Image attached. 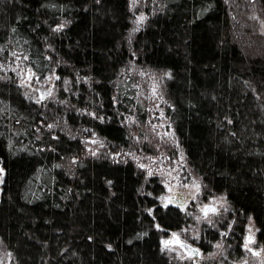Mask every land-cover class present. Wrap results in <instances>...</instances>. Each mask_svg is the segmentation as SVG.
Wrapping results in <instances>:
<instances>
[{"label":"trees","instance_id":"1","mask_svg":"<svg viewBox=\"0 0 264 264\" xmlns=\"http://www.w3.org/2000/svg\"><path fill=\"white\" fill-rule=\"evenodd\" d=\"M155 1L135 31L131 0H0V242L14 264H179L161 239L188 215L161 204L137 158L179 150L200 200L229 203L204 251L222 239L240 259L250 220L264 247V0ZM18 57L57 75L56 99L24 95L1 68ZM142 74L160 81L178 146L147 123Z\"/></svg>","mask_w":264,"mask_h":264},{"label":"rangeland","instance_id":"2","mask_svg":"<svg viewBox=\"0 0 264 264\" xmlns=\"http://www.w3.org/2000/svg\"><path fill=\"white\" fill-rule=\"evenodd\" d=\"M254 1V0H251ZM150 11L156 9L155 0H131V8L134 16V29L140 30L146 23ZM258 35L264 40V18L257 25ZM5 73L13 74L18 81L24 95L36 103H44L57 98L58 86L57 75L49 74L39 77L26 63L23 57H18L16 62L8 66H1ZM138 93L154 103L151 115L147 120L153 132L161 139L176 144L174 131L166 118L161 106L160 81L153 75L142 74ZM90 149L100 145L97 138L90 140ZM140 165L149 170V175H157L162 179L165 193L160 197L161 204L175 206L188 215V223L180 230L165 231L161 245L163 250L179 264H264V247L257 244L258 227L250 220L242 243L244 256L238 260L227 258L225 242L221 239L214 244L211 252H206L200 245L203 229L207 225L217 226L221 213L229 208L225 195L214 197L202 202L201 183L194 178L185 167L184 155L181 150L177 157L158 156L152 159L137 157ZM4 175H0V192ZM219 221V220H218ZM225 235V233H224ZM223 235V236H224ZM185 244L197 249L198 254L187 253L180 245ZM186 263H183L185 262ZM188 262V263H187ZM0 264H14L10 252L0 242Z\"/></svg>","mask_w":264,"mask_h":264},{"label":"water","instance_id":"3","mask_svg":"<svg viewBox=\"0 0 264 264\" xmlns=\"http://www.w3.org/2000/svg\"><path fill=\"white\" fill-rule=\"evenodd\" d=\"M179 245L187 252V253H193V254H198L199 251L197 249L191 248L190 246H187L185 244H181L179 242Z\"/></svg>","mask_w":264,"mask_h":264}]
</instances>
